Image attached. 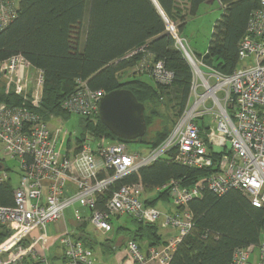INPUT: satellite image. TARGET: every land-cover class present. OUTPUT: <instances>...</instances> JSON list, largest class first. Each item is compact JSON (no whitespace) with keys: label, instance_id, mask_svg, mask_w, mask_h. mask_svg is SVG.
Listing matches in <instances>:
<instances>
[{"label":"built area","instance_id":"obj_1","mask_svg":"<svg viewBox=\"0 0 264 264\" xmlns=\"http://www.w3.org/2000/svg\"><path fill=\"white\" fill-rule=\"evenodd\" d=\"M19 1L0 0V31L16 18ZM163 18L167 32L191 68L192 79L183 111L166 138L145 155L129 152L123 142L90 133L79 145L60 151L62 129L51 128L36 111L42 100V69L21 54L0 61L5 93L14 92L23 100L20 106L0 102V162L6 157L16 159L20 171L12 192L13 205L0 206V226L8 232L0 241V264H54L38 253L35 244L43 245L47 240L45 225L62 217L76 203L88 211L86 218L102 235L113 229V219L120 216L142 223L163 218L165 226L176 231L165 243L146 251L127 240L124 264H169L194 225L187 204L200 197L204 189L218 196L236 189L253 206L264 205V0L251 13L238 44L239 60L252 55L253 62L229 75L206 66L202 56L195 57L177 35L173 23L165 15ZM135 71H147L163 85L173 79L162 61L150 63L149 57H143ZM77 83L62 108L94 120L105 92L90 90L81 80ZM207 114L215 125L199 124L198 120ZM160 158L211 170L189 188L181 187L177 180L161 185L159 189L167 190L174 207L170 213L143 202L140 181L114 186ZM8 180V173L0 169V183ZM105 194L108 196L102 199ZM74 216L77 220L83 218L78 211ZM36 228L40 234L27 242L28 234ZM58 243L63 248L61 264H96L93 250L73 236L72 228L59 236ZM254 252L255 258L250 260ZM229 264H264V239L236 249Z\"/></svg>","mask_w":264,"mask_h":264},{"label":"trees","instance_id":"obj_2","mask_svg":"<svg viewBox=\"0 0 264 264\" xmlns=\"http://www.w3.org/2000/svg\"><path fill=\"white\" fill-rule=\"evenodd\" d=\"M155 1L161 12L152 0H20L16 18L0 31V61L21 54L34 67L42 69V100L36 111L46 121L51 116L70 114L62 108V102L75 90L77 80L83 81L90 90L105 93L119 88L130 90L144 105L147 128L157 115L155 110L149 115L148 106L157 99L162 101L167 94L165 88L174 85L173 99L179 116L189 96L192 71L167 32L162 14L177 22L179 30L185 17L175 0ZM205 1L188 0L190 14ZM218 1L222 12L212 26L202 62L222 75H229L238 68V44L251 13L260 7V0ZM130 53L133 54L127 56ZM143 57H149L150 63L162 61L173 73L171 83L159 84L147 71H135ZM126 70L131 73L123 79ZM0 102L13 106L23 104L20 96L5 93L2 86ZM24 105L31 107L28 103ZM175 121L168 130L156 131L150 139L146 130L141 141L147 144L148 150L166 138ZM81 125L77 145L86 133L109 141L128 142L104 127L98 114L94 120L81 117ZM210 171L160 158L114 186L140 181L144 192L156 193L151 199L143 198V202L155 206L159 199L168 198L167 190L159 189L162 184L177 180L181 187L189 188ZM12 192L10 180L0 183V206L13 205ZM107 196L103 195L102 199ZM187 208L193 215L194 225L179 243L169 264H229L236 249L264 239V205L253 206L239 190L232 189L218 196L204 189L200 197L188 202ZM131 221L136 223L133 229L118 228L119 231L122 228L126 240L135 241L139 248L141 240L148 247L165 243L160 241L157 222ZM7 235L6 229L0 226V241Z\"/></svg>","mask_w":264,"mask_h":264},{"label":"rangeland","instance_id":"obj_3","mask_svg":"<svg viewBox=\"0 0 264 264\" xmlns=\"http://www.w3.org/2000/svg\"><path fill=\"white\" fill-rule=\"evenodd\" d=\"M220 2L218 0H207L203 3H201L196 11L193 14H190L189 8L185 7L182 9V13L185 17V23L181 30L178 29L177 22L174 20H170L171 23H173L175 31L177 35L182 39L185 47L193 54L195 57L202 56L208 48V43L212 31V26L214 22L220 17L222 9L220 6ZM164 15V14H163ZM253 56L250 55L246 57L243 60H240L238 62V67L242 68L244 66H248L252 64ZM131 73V70H126L125 74L121 78H125L127 75ZM143 79L148 80L145 76ZM0 86L5 87V80L3 77H0ZM172 88H165L166 93L163 95V100L158 101L156 100L155 103H152L148 106L147 113L151 115V111L155 110L157 112V115H155L154 122L146 129L147 130V138L150 139L156 131H164L168 130L172 123L175 121L176 117L178 116V105L174 98V85H171ZM200 93V91H199ZM51 116L49 118L50 124L52 128H60L62 129V132L59 135V141H58V149L60 151L63 150V148L67 145L72 147L77 145L76 137H78L82 130L81 125V116L76 113H70L67 115H58L56 117ZM199 124L205 123L206 124H212L215 125L212 122L211 116L207 114L204 118L198 120ZM126 147L129 152H137L142 155L147 154L148 147L145 142L142 141H128L125 143ZM4 164L11 165L14 164L16 161L11 158H5L2 161ZM148 196V192L146 191V194ZM169 208V210H174V207L172 205L171 198H164V200L160 199L156 203V208L160 209L162 208V203ZM166 209V208H165ZM68 210L65 211L64 215H67ZM72 219V218H71ZM131 219L126 216H120L116 219H113V225L114 228L111 231V235H115L116 227L118 224H122V222L127 221ZM129 221V222H130ZM158 224V223H157ZM136 225L135 222H133V226H131V229L134 228ZM89 229H93L90 224L87 226ZM99 232V231H98ZM100 233V232H99ZM123 238L126 240V238L123 235ZM96 263L98 264L97 260ZM103 264L102 262H100Z\"/></svg>","mask_w":264,"mask_h":264},{"label":"crops","instance_id":"obj_4","mask_svg":"<svg viewBox=\"0 0 264 264\" xmlns=\"http://www.w3.org/2000/svg\"><path fill=\"white\" fill-rule=\"evenodd\" d=\"M187 3L188 0H175L176 7H178L181 10L187 7ZM48 123L52 128L49 120ZM68 143L63 149L70 148ZM0 169H3L8 173L10 184L12 188H14L20 177V171L18 169L17 162L12 164V166L0 162ZM70 186L73 187L71 184ZM147 192H148V196L145 195L146 192L143 193L144 198L151 199L156 194L155 191H147ZM43 194H45V189L43 191ZM162 202L163 201H161V203ZM76 211H78L80 215L83 216L81 220L75 219L74 214ZM161 211L170 213L173 210L170 211L169 208L162 203ZM66 214L67 215H63L56 221L47 223L45 225L47 240L44 241L43 245H40V243L35 244V248L39 254L45 255L54 264H61V262L63 261V248L58 243V238L68 229L72 228L73 236L84 241L93 250L98 264H101L100 262H102L103 264H124L126 258L125 246L127 240L123 238L122 228L120 229L121 231H119L118 228L120 227L131 228V226H133L132 221L127 220L122 222V224H118L116 227L115 235H111V231L113 229L110 232L102 235L93 227V225L86 218L88 216V211L80 203L74 204L73 207L68 209ZM157 223L159 226L158 234L160 235L161 238L160 241L166 242L176 233L175 230L171 229L168 226H165L163 218L159 219ZM89 224L90 226L93 227V229H89L87 227ZM40 232L41 230L37 228L32 230L28 234L26 241L30 242V240H32L34 237L39 235ZM147 245H148L147 242L142 240L140 241V248L142 251L147 250L148 248ZM255 256H256V252L253 253V255L250 257V260H253Z\"/></svg>","mask_w":264,"mask_h":264},{"label":"water","instance_id":"obj_5","mask_svg":"<svg viewBox=\"0 0 264 264\" xmlns=\"http://www.w3.org/2000/svg\"><path fill=\"white\" fill-rule=\"evenodd\" d=\"M152 1L161 12L157 2ZM143 111L144 105L130 90L125 88L106 92L98 102L100 122L113 135L125 141H141L146 133Z\"/></svg>","mask_w":264,"mask_h":264}]
</instances>
